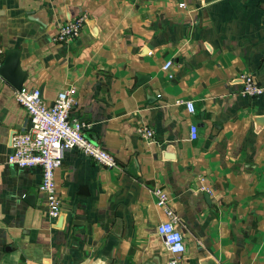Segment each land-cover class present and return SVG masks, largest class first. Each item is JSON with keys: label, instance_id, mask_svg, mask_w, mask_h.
<instances>
[{"label": "crops", "instance_id": "crops-1", "mask_svg": "<svg viewBox=\"0 0 264 264\" xmlns=\"http://www.w3.org/2000/svg\"><path fill=\"white\" fill-rule=\"evenodd\" d=\"M82 13L80 35L55 42ZM11 49L47 105L74 89L71 116L117 165L66 151L50 217L40 168L7 163L29 115L0 75V264H168L165 207L179 264H264V0H0L1 64ZM241 72L262 94L240 93Z\"/></svg>", "mask_w": 264, "mask_h": 264}, {"label": "built area", "instance_id": "built-area-1", "mask_svg": "<svg viewBox=\"0 0 264 264\" xmlns=\"http://www.w3.org/2000/svg\"><path fill=\"white\" fill-rule=\"evenodd\" d=\"M85 21L86 14L82 13L63 22L53 35V40L65 44L73 42L80 35ZM170 63V61L166 62L164 69ZM239 77L242 83L241 94L248 96L262 94L263 88L251 74L241 72ZM14 97L27 110L29 125L12 135V150L7 156V163L19 168H40L41 180L38 189L46 195L48 215L54 218L61 212V200L55 194L54 174L61 165L66 151L77 148L105 167H115L117 162L110 152L102 149L85 134L88 125L71 116L75 102L72 87L60 90L51 105L43 101L41 91L36 87H22L15 92ZM179 102L186 106L188 112H194V103L191 100ZM138 131L148 142L153 141V129L143 126ZM197 135L196 124L190 125L189 139L194 140ZM152 192L157 198L158 205L166 206L167 195L160 189H153ZM165 211L169 220L159 223L156 231L163 237L168 250L173 255L168 264H179V259L185 251L183 235L174 226L176 219L174 213L166 207Z\"/></svg>", "mask_w": 264, "mask_h": 264}, {"label": "water", "instance_id": "water-1", "mask_svg": "<svg viewBox=\"0 0 264 264\" xmlns=\"http://www.w3.org/2000/svg\"><path fill=\"white\" fill-rule=\"evenodd\" d=\"M0 75L9 81L17 90L23 87L25 74L19 68V52L17 50L11 49L5 53L2 64L0 65Z\"/></svg>", "mask_w": 264, "mask_h": 264}]
</instances>
